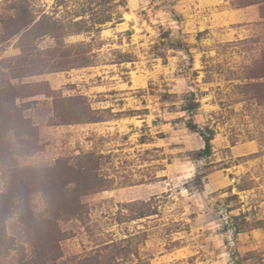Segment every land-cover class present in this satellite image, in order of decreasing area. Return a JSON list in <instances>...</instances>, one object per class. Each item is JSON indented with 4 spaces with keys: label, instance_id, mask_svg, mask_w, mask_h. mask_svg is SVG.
<instances>
[{
    "label": "rangeland",
    "instance_id": "obj_1",
    "mask_svg": "<svg viewBox=\"0 0 264 264\" xmlns=\"http://www.w3.org/2000/svg\"><path fill=\"white\" fill-rule=\"evenodd\" d=\"M0 264H264V0H0Z\"/></svg>",
    "mask_w": 264,
    "mask_h": 264
},
{
    "label": "trees",
    "instance_id": "obj_2",
    "mask_svg": "<svg viewBox=\"0 0 264 264\" xmlns=\"http://www.w3.org/2000/svg\"><path fill=\"white\" fill-rule=\"evenodd\" d=\"M25 96V95H24ZM32 96V95H27V97ZM186 107H185V111L188 112L189 114H193L194 112H196L199 108V103L196 101V99L190 98V100L186 101ZM187 127L194 133H198L201 135L205 147L204 149L199 151V155L200 157H208L211 155L212 153V135L213 132L210 129H207V133L203 132L199 129L198 125L191 119L188 121L187 123Z\"/></svg>",
    "mask_w": 264,
    "mask_h": 264
}]
</instances>
